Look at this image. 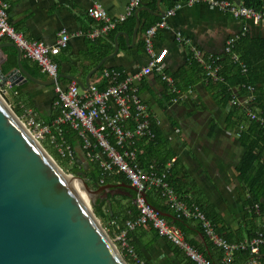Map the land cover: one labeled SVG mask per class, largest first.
<instances>
[{
  "label": "crops",
  "instance_id": "obj_1",
  "mask_svg": "<svg viewBox=\"0 0 264 264\" xmlns=\"http://www.w3.org/2000/svg\"><path fill=\"white\" fill-rule=\"evenodd\" d=\"M6 1L9 4L10 23L30 41L43 40L54 44L61 31L68 30L72 35L69 46L56 56L60 65V75H73L84 83L100 64L96 65L95 61L104 50L101 46L94 47L96 39L89 36L98 22L88 15V8L95 2H101L112 17H119L126 14L131 2V0ZM167 20L168 26L159 30L155 45L166 71L178 79L177 85L182 92L173 93L170 85L156 72L142 79L140 93L150 106L153 123L160 127L168 147L176 152L179 174L180 177L184 176L181 187L189 193V200L200 204L205 211L217 217L228 239H246L251 236L254 229L258 230L260 224L264 223V212L256 222H249L248 208L245 204L246 193L238 180L236 170L244 151L243 147L235 131L226 127L227 111L219 104L210 84L204 79L190 89L184 88L186 87L184 82L193 81L194 74L191 71L190 48L181 43L177 36L181 31L205 51L225 56L227 39L241 32L245 21L206 3L190 5L186 2H183L176 13ZM251 27L255 34L264 36V21L260 24H251ZM102 38L110 44L109 36ZM125 38L128 43L126 36ZM144 38L145 35L140 32L136 46L132 47L128 43L132 50L121 49L116 56L105 62V68H118L134 73L147 65L149 55ZM99 70L92 76L91 81L92 84L104 88L107 86V80L104 73H100ZM42 74L44 76L42 80H50L47 74L43 72ZM8 79L10 83L13 82L12 87L28 83L17 72L9 74ZM73 81L76 80L63 78L60 82L67 89ZM80 86L83 88L81 84ZM26 92L38 118L45 122L49 120L57 108L58 95L55 85L43 86L35 83L29 85ZM98 198L107 199L103 196ZM113 205L118 208L116 202ZM170 211L166 213L175 217L176 213L172 207ZM167 218L175 223L174 219ZM190 222L193 228H190L187 234L182 230L186 238L192 241L211 263L219 264L223 252L210 244L197 222ZM131 236V243L138 257L146 264H195L175 245L159 237L153 227L142 226ZM249 258L248 252H239L233 264H256L251 263ZM259 259L260 264H264V246L260 248Z\"/></svg>",
  "mask_w": 264,
  "mask_h": 264
},
{
  "label": "built area",
  "instance_id": "obj_2",
  "mask_svg": "<svg viewBox=\"0 0 264 264\" xmlns=\"http://www.w3.org/2000/svg\"><path fill=\"white\" fill-rule=\"evenodd\" d=\"M141 1L131 0L126 14L119 17H112L103 3H93L88 8V15L96 20L98 25L89 36L93 39L108 36L111 31L134 15L142 4ZM182 3L167 10L166 16L145 34V48L149 55L147 65L134 73L118 68H105L107 86L104 88L92 84L90 88L84 89L77 81H73L65 89L58 81L60 65L56 56L69 46L72 35L65 29L61 31L54 44L43 40L30 41L10 23L9 4L6 0H0V44L4 41L16 44L22 50L23 59L36 63L50 79L57 80L55 84L58 95L57 107L61 109V114L51 125L38 118L34 109L23 103H21L23 114L19 117L40 143L50 140L64 157L74 159L76 152L66 144H59L53 134L54 127L69 126L82 138L87 158L101 164L104 178L119 172L126 175L131 185L138 189L136 203L140 215L127 221L123 228L113 221L110 228L106 229L117 249L124 258L128 257L132 264H146L138 257L131 243L132 233L142 226L153 227L159 237L175 245L193 263L213 264L186 238L181 227L169 221L149 203L148 193L160 196L179 218L197 222L210 244L223 252L219 264H233L239 252H248L249 261L260 264V248L264 246L263 223L254 235L243 240H230L217 230L215 223L200 204L183 198L170 185L167 174L176 158L168 163L166 170H160L156 164L147 169L137 161L135 146L138 140L142 138L153 140L156 136L150 106L140 93V82L146 75L157 72L170 85L173 93L182 92L177 85L176 77L166 71L155 45L159 30L168 26V17L173 16ZM186 3L190 5L206 3L230 12L236 18L246 20L241 32L230 36L225 45V55L229 54L236 62L241 59V54L235 51L236 45L249 31L250 22L260 24L264 19V12L239 5L232 0H188ZM177 36L181 43L189 46L191 61L197 62L203 68L206 82H220L224 79V56L205 51L181 31ZM250 89L253 90V87ZM0 92L7 93L4 87H0ZM254 98L252 95L248 100ZM236 102L240 101L234 103ZM249 116L256 117L252 109ZM261 122L264 123V119H261Z\"/></svg>",
  "mask_w": 264,
  "mask_h": 264
},
{
  "label": "water",
  "instance_id": "obj_3",
  "mask_svg": "<svg viewBox=\"0 0 264 264\" xmlns=\"http://www.w3.org/2000/svg\"><path fill=\"white\" fill-rule=\"evenodd\" d=\"M242 4V0H235ZM158 0V10L146 3L136 10V28L120 31L115 51L105 57L89 74L86 83L73 75H60L78 81L84 89L92 85V76L107 60L121 50L120 36L127 37L135 47L142 26L141 11L149 10L164 18L167 14ZM132 39V40H131ZM12 47L17 53L19 73L25 80L43 86H54L57 80L34 77L23 66L22 50L14 43L0 44V49ZM8 74V75H9ZM0 71V87L8 80ZM96 203L98 197L124 195L134 198L138 189L131 184H109L93 189L82 177H75ZM165 217L176 218L167 213ZM0 264H129L117 249L112 237L92 208L69 181L66 172L45 149L19 115L0 95Z\"/></svg>",
  "mask_w": 264,
  "mask_h": 264
},
{
  "label": "trees",
  "instance_id": "obj_4",
  "mask_svg": "<svg viewBox=\"0 0 264 264\" xmlns=\"http://www.w3.org/2000/svg\"><path fill=\"white\" fill-rule=\"evenodd\" d=\"M186 1L188 0H163L162 5L165 9L169 10ZM232 1L236 2L235 0ZM141 3H146L153 10H158V0H142ZM239 5L264 12V0H242V4ZM140 15L143 21L140 32L144 35L149 28L163 19L149 10L141 11ZM244 21L246 20L244 19ZM263 21L264 19L261 20V22ZM136 24L137 18L134 13L127 21L110 32L108 35L111 40L110 44L103 38L96 39L93 46H101L104 50L101 56L95 61V64H99L106 56L115 51L116 37L120 31L124 30L133 35ZM251 24L254 23L250 22L249 31L239 39L235 48V51L241 54V59L236 62L229 54L225 55L223 58L224 79L220 82H210L209 84L219 104L227 111L226 127L235 131L237 139L244 150L236 170L238 180L243 185L246 193L245 204L248 208V220L250 223H254L264 212V123L261 122V119H264V36L255 34ZM120 42L121 49L126 51L132 50L128 46L124 35L120 36ZM145 44L146 41L144 38V45ZM17 56V51L12 47L0 49V71L4 76H7L11 71L18 68ZM191 62V71L194 74V79L191 82H184L186 84L184 88L187 89L192 88L196 83L204 80L203 68L197 62ZM23 66H25L34 77L38 79L44 78L37 64L23 59ZM105 67L106 65H103L99 72L103 74ZM31 84L35 83L28 81V83L23 86L11 88L16 99V110L18 115L23 114L21 103L29 108H33L31 106L32 101L26 92V89ZM250 87H253V90H251ZM252 95L255 96V98L253 100H248ZM238 100L240 102L234 103ZM250 109L256 114L255 118L249 116ZM60 114L61 109L57 107L53 116L46 122L51 125ZM153 130L156 135L153 140L142 138L138 140L135 146L138 163L147 169H149L152 164H156L160 170H166L168 163L176 158V161L168 170L167 180L179 195L189 200V193L181 187L184 176L180 177L178 167L179 161L176 152L168 147L167 142L163 139L164 135L160 127L155 122L153 123ZM53 134L57 137L59 144H66L68 147H71L76 152V155L78 150L85 153L82 138L79 133L72 130L69 126L54 127ZM56 148V146L52 148L53 152L59 159L67 161V164H69L71 160H76L77 157L74 159L63 157L58 148ZM75 170V175L80 174L93 189H98L109 184H131L126 175L119 172L104 178L101 164L88 159L87 156L85 164H81L80 159L77 160ZM103 180L105 183H103ZM136 197L137 194L134 193V198L124 195L110 196L108 199L98 198L96 203H94L95 213L98 218L103 221L105 227L108 228L109 224L111 225L113 221H116L118 225L123 228L127 221L136 219L140 215ZM148 201L159 212H171L170 206L156 193H148ZM115 202L118 208H115V205H113ZM190 202L192 201L190 200ZM206 213L215 223L217 230L221 234H224L217 217H213L209 211ZM175 217L177 222L174 224L181 227L186 234L190 228H193L192 222L189 220L179 218L176 214ZM256 229L253 230L251 236L256 233ZM190 242L192 243V241ZM125 259L129 264H132L128 257H125Z\"/></svg>",
  "mask_w": 264,
  "mask_h": 264
},
{
  "label": "rangeland",
  "instance_id": "obj_5",
  "mask_svg": "<svg viewBox=\"0 0 264 264\" xmlns=\"http://www.w3.org/2000/svg\"><path fill=\"white\" fill-rule=\"evenodd\" d=\"M7 85L4 84V89L5 91H7V93H1V96L5 98V100L8 102V104L10 106H12V108L14 109V111L17 113L16 110V99L14 97V94L11 91L12 88V84L13 82L10 83V80H7ZM18 114V113H17ZM42 119V118H41ZM43 120V119H42ZM233 133V131H232ZM42 145L45 147V149L51 154V156L56 160V162L59 164V166L64 170V172L67 173L68 176H74V177H82L80 174L79 175H75V169H76V164H77V160L80 159L81 164H85L86 163V156L85 153L82 151H77V155H76V160H71L69 162V164H67V161H63L61 159L58 158V156L53 152L52 148L54 147V145H52V142L50 140L47 141H43ZM57 149V148H56ZM60 152V151H59ZM62 155V154H61ZM64 157V156H63ZM85 191V190H84ZM86 192V191H85ZM90 196V195H89ZM90 207L92 208V210L95 212L94 210V203L92 202V199L90 197ZM102 225L104 226L103 221L100 219ZM105 227V226H104ZM107 229V227H105Z\"/></svg>",
  "mask_w": 264,
  "mask_h": 264
},
{
  "label": "bare ground",
  "instance_id": "obj_6",
  "mask_svg": "<svg viewBox=\"0 0 264 264\" xmlns=\"http://www.w3.org/2000/svg\"><path fill=\"white\" fill-rule=\"evenodd\" d=\"M68 177H69V181L71 182V184H73L76 191L81 195L83 200L90 206V196L87 192H85L86 190L84 189L83 184L79 180H77L74 176L73 177L68 176Z\"/></svg>",
  "mask_w": 264,
  "mask_h": 264
}]
</instances>
